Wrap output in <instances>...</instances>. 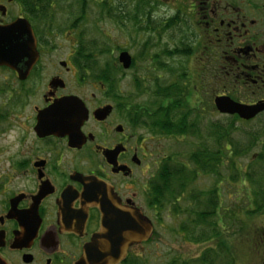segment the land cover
I'll list each match as a JSON object with an SVG mask.
<instances>
[{
  "label": "flooded vegetation",
  "instance_id": "af4514ba",
  "mask_svg": "<svg viewBox=\"0 0 264 264\" xmlns=\"http://www.w3.org/2000/svg\"><path fill=\"white\" fill-rule=\"evenodd\" d=\"M58 1L0 0V30L17 22L30 30L33 41V48L22 49L29 57L0 64V264H74L101 222L98 208L82 196L85 179L111 187L122 207L139 210L153 228L149 215L168 212L164 204H148L150 183L163 158L152 153L151 137L135 133L149 126L150 116L135 103L137 81L131 82L136 95L127 85L113 94L117 89L111 92L108 72L103 80L97 78L95 69H104L86 62L79 47L78 26L88 18L87 1L76 0L67 13L75 19L67 20L71 28L56 17ZM112 1L122 16L121 37L152 38L139 46L129 42L122 51L132 57L161 44L166 52L168 66L157 63V54L153 57L169 77L167 83L154 80V112L172 105L155 95L157 87L174 84L186 104L192 97L189 86L201 103L207 82L224 87L212 101L216 96L246 106L264 101V0ZM94 2L110 5L108 0ZM97 15L102 21L104 16ZM58 39L71 42L65 54ZM63 98L78 99L86 110L78 147L69 144L67 134H47L37 127L38 114ZM114 150L118 153L110 165L106 155ZM142 246L130 247L127 257Z\"/></svg>",
  "mask_w": 264,
  "mask_h": 264
},
{
  "label": "rangeland",
  "instance_id": "374dc122",
  "mask_svg": "<svg viewBox=\"0 0 264 264\" xmlns=\"http://www.w3.org/2000/svg\"><path fill=\"white\" fill-rule=\"evenodd\" d=\"M62 1L63 0L58 1V6L54 5L55 10L59 8L58 12L56 13V17L60 22V25L65 22L64 25L71 28L72 24L69 21L74 19L70 20L67 13L71 11V7L74 5L76 0H68V2L63 1L65 5L62 4ZM85 1H87V5H85L86 7H84V9L85 12L87 11L86 14H88V18L78 26L80 27L79 30H81L80 34H82L79 41L82 44V47H84L83 50L82 48L80 50H82V52L90 50L94 61L99 66L102 67L106 62H110L111 64H114L116 68L117 63L115 60L117 59L119 49L118 47L120 46V48L125 49L123 47L128 45L129 42L134 43L136 46L146 43L147 41L151 42L152 38L148 37V35H142L140 38H137V36L135 39L129 40L127 37L120 36L119 26L122 16L113 8L111 4V2H113L112 0H108L110 4L108 7H97L94 0ZM75 9L79 10V7H75ZM98 9L99 12H97ZM129 9H131V7H129ZM97 14H99L101 17L104 16L103 20L100 21L101 23L99 21L96 22L99 17ZM112 19H117L116 23L113 22ZM165 41L166 39L162 38V42ZM57 43H60L63 53L67 52V48H69L71 44L69 40L63 39H58ZM101 46L107 48L108 51L105 52L106 54L99 55L98 52H96V49L98 50L101 48ZM163 53L164 52L161 44L151 50L149 46L144 55L137 53L132 56L135 58V67L132 70H129L126 72V74H123L122 72L117 71L120 68H116L115 77L117 91H122V88L126 90L125 85H127V88H129L130 91L136 95V90L133 89L132 91L133 87L131 82L132 80H136L141 84L143 90L140 89L141 93L137 94L138 100H136L135 103L140 104V107L142 106L143 109H147L149 111L150 116L147 119L149 120L150 124L153 121L151 118L152 113L157 109H154V111L151 109L153 108L152 93L155 89L154 80H160L161 84L164 82L167 83V81H169L168 73L166 71L158 70L157 66L153 64L154 61H152V58L157 54V63L164 62L163 64L168 66V62ZM157 76H159V79ZM121 81L123 82V87ZM206 84L207 85L204 87L205 94L201 93V103L200 106H197L199 109L189 117V119L193 120L194 123H199L203 137L177 139L175 137L166 136L163 132H161L162 135L158 134L156 129L152 130L151 133L149 129L145 127H142V130H137L135 132L139 133V135L143 136L144 138L151 137L153 142H151L150 148H153V154H158L159 161L166 157H175V159H180V157L183 156L184 159H186V156L188 157L190 153H192L198 146L201 145L208 147L210 150L216 149L217 145H215L214 141L212 140L213 137H210L211 130L214 129L215 124L218 127L225 128L224 130L229 133L230 139L233 140L234 143L240 145V148L247 146L246 141L249 138V135L254 133L256 134V132H261L260 130L263 128L264 124V116L250 122L242 123L239 121L232 122L230 117L218 114L213 107L211 98L213 95L221 94L223 91H221V89H224V87L218 86L213 82H207ZM189 91L192 93V97L189 102L191 104L195 103V94L193 93V88L190 86ZM227 93L230 95L231 90H228ZM261 137L264 138V132L261 133ZM260 151L261 146L258 145V147L255 146L250 149L248 153L246 152L234 159V168L239 169V172H236L239 176V180L243 179L242 177L245 173L254 175V172L259 171L256 167L257 163L254 161L255 159L252 161V156L253 154L259 153ZM227 168L228 166H224L223 168L218 169L219 183L216 182V178L213 176L201 175L195 182L194 186L191 187L192 190H194L193 192L202 191L203 193L206 192L207 189L214 187L218 192L220 200L219 203L221 204L220 206L222 211L226 210V208L229 206L231 207L234 205L235 207L238 197L243 198L245 192L250 194V185L246 181L242 183L243 180H240V182L231 181L229 176L235 169H231V173H229ZM179 202H181L183 208H190L191 210H194V207L190 205L189 201L180 200ZM241 202L239 205L244 206L243 202ZM189 215H184V224H186V222L190 224L194 220L192 214ZM157 216L161 218L160 222L157 221L160 218L156 220ZM149 217H152L154 220L156 235L150 240L148 244L142 246L141 251L137 250V252L132 251V253H130L131 258H135V262H133V264H167L171 259L174 258L179 260L193 259L197 257L204 250V248L215 247L214 241H208L199 244L186 241L183 237H181L180 234H178L180 221L178 219L174 220V216H172L169 212L158 215L150 214ZM221 223L222 222L219 223V226L222 227ZM225 223L226 227L224 229L222 228L223 231H220L221 238L223 239V244L225 243L227 246H229L232 251H234L236 248L238 255V260H236L237 255L234 254L236 255V264H256V257L252 251L253 249L249 247L248 244L246 245L247 247H242L241 238L239 235L233 233V231L227 227V224L229 225L228 221H225ZM250 224L253 228L264 226V215L254 219V221H251ZM245 244H243V246ZM130 264H132V261Z\"/></svg>",
  "mask_w": 264,
  "mask_h": 264
},
{
  "label": "trees",
  "instance_id": "16d2710c",
  "mask_svg": "<svg viewBox=\"0 0 264 264\" xmlns=\"http://www.w3.org/2000/svg\"><path fill=\"white\" fill-rule=\"evenodd\" d=\"M32 6L35 7L36 5L32 4ZM45 6L49 8L50 5L47 3ZM107 51V48L102 46L98 50L96 49L99 55L106 54L105 52ZM88 52L90 53V50ZM90 54L92 55V53ZM92 61L95 62L94 59ZM159 67L161 70H166L163 65ZM103 69V71L95 69L98 74L96 76L98 79L103 80L105 73L108 72L112 80V92L116 85V68L110 62H106ZM117 71L120 72V69ZM135 86L140 94L141 86L138 82L135 83ZM179 89V86L175 84L170 85V87H167V85L165 87H157L155 95L158 98L168 100V102L171 100L172 105L166 107L162 113L160 107L158 108V113H152L151 118L153 121L151 122L150 132H152V127H154L158 134L163 132L166 136L177 139L203 137L199 123H194L193 120L189 119L196 111L187 108L184 97H182V91ZM112 93L118 94L117 91ZM231 119L232 122L238 121L237 118ZM215 127L211 130L210 137H213L212 140L217 145L216 149L210 150L208 147L201 145L190 153L188 157L186 156V159L183 156L180 159H175V157L163 158L160 161L157 178L150 183L149 195L151 198L148 204L150 206L153 204H164L168 212L174 216V220L178 219L180 221L178 234L181 237L194 244L208 241L215 242V247L204 248L193 259L179 260L174 258L167 264H236V260H238L236 248L232 251L229 246L225 243L223 244V239L221 238L220 231H223L226 227L225 221L229 223L227 227L241 238L242 247H247L246 245L248 244L253 249L256 264H264V226L253 228L250 224L254 219L264 215V138L261 137V133L264 132V124L260 133L256 132V134L249 135L246 141L247 146L244 148H240V145L230 139L229 133L224 130L225 128L218 127L216 124ZM246 135L248 136L247 133ZM258 145L261 146V151L253 154L252 161L255 159L254 161L257 163L256 167L259 171L254 172V175L245 173L242 177L243 179H240L243 180L242 183L246 181L250 185V194L245 192L243 198L238 197L235 207L234 205L229 206L222 211L218 192L214 187L207 189L204 193L193 192L194 190L191 187L194 186L201 175L213 176L216 178V182L219 183L218 169L228 166L227 169L231 173V169H235L234 159L239 155L248 153L250 149L255 146L258 147ZM236 172H239V169H235L229 179L233 182H240ZM180 200L189 201L194 210L183 208L181 202H179ZM241 201L244 206L239 205ZM165 203L171 205H166ZM186 214H192L194 220L190 224L187 222L184 224V215ZM158 218L160 217L157 216L156 220ZM160 220L161 218L157 221L160 222ZM220 222H222V227L219 226ZM155 235L156 233L154 232L153 237ZM149 242L150 240L144 245ZM243 244L245 245L243 246ZM131 261L133 264L135 258L128 256L121 264H130Z\"/></svg>",
  "mask_w": 264,
  "mask_h": 264
},
{
  "label": "water",
  "instance_id": "95a60500",
  "mask_svg": "<svg viewBox=\"0 0 264 264\" xmlns=\"http://www.w3.org/2000/svg\"><path fill=\"white\" fill-rule=\"evenodd\" d=\"M31 47L33 48V41L30 30L21 24L15 22L0 30V64L12 65L13 58L29 57V51L23 52L22 49ZM9 48H12V51L8 50ZM118 62L123 69H128L131 57L122 52L118 55ZM213 102L220 114L237 115L244 121H249L264 111V101L246 106L221 96L216 97ZM86 117V110L78 99L63 98L38 114L37 127L47 134H67L69 144L78 147L81 143L79 128ZM117 153L116 150L107 153L110 165H114ZM85 181L87 183L84 185L82 196L90 205L98 208L101 222L99 232L83 246L82 253L74 264H120L131 246L149 240L152 224L139 210L122 207L108 185H100V182L93 178ZM66 220L63 221L64 227L68 225Z\"/></svg>",
  "mask_w": 264,
  "mask_h": 264
}]
</instances>
